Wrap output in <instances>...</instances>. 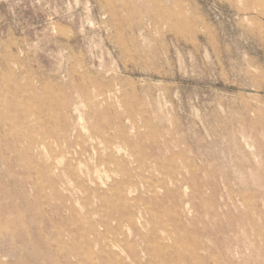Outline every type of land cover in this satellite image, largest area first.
<instances>
[{
    "label": "rangeland",
    "instance_id": "374dc122",
    "mask_svg": "<svg viewBox=\"0 0 264 264\" xmlns=\"http://www.w3.org/2000/svg\"><path fill=\"white\" fill-rule=\"evenodd\" d=\"M0 264H264V0H0Z\"/></svg>",
    "mask_w": 264,
    "mask_h": 264
}]
</instances>
